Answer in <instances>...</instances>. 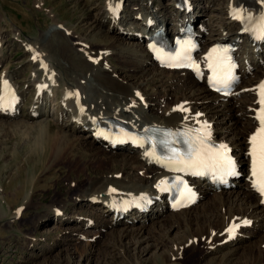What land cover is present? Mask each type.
Segmentation results:
<instances>
[{"label":"bare ground","instance_id":"bare-ground-1","mask_svg":"<svg viewBox=\"0 0 264 264\" xmlns=\"http://www.w3.org/2000/svg\"><path fill=\"white\" fill-rule=\"evenodd\" d=\"M221 1L223 8L218 16L221 31L209 37L206 30H213L212 27L201 19L190 0H173L172 7L162 0H92L88 7L95 16L90 34L79 30L74 21L67 22L71 25L67 27L55 19L56 24L39 40L22 41L29 55L30 75L22 81L15 77L18 72L11 68L3 70L0 121H11L20 113L21 104L33 87L34 99L29 103L27 122L45 115L42 134L51 157L55 162L69 160L72 171L87 177L79 176L76 188L68 193L69 200L56 197L51 201L48 212L55 219L64 221V210L71 203L74 208L84 203L101 214H112L111 222L103 228L131 222L145 224L151 216L159 217L166 209L173 211L169 193L157 187L171 173L160 160L148 155L153 152L150 145L141 147L135 140L117 143L120 141H115L114 127H124L137 138H146L153 130L160 129L173 134L163 139L182 140L184 137L177 133H189L207 125L206 130L211 132L209 142L214 146L227 145L228 155L234 158L237 173L231 182L232 191L229 194L216 190L209 178L191 180L196 194L194 204L210 195L211 198L200 214L191 213L194 204L191 210L170 213L167 220L172 226L188 223L191 235L186 242L177 244L166 259L182 264L183 251L200 246L195 243L198 238L204 248L202 258L229 250L215 264H231L237 254L231 248L249 232L260 239V244H253L237 264H264V236L260 234L264 231V195L258 191V179L253 176L249 156V138L259 128L256 117L261 108L259 86L264 84V40L255 42L245 20L237 18V14L240 16L242 10L248 9L264 16V0ZM203 2L208 9L211 1ZM173 9L182 14L181 19L175 20L176 30L184 28L186 23L196 27L200 42L197 71L163 69L151 51L150 37L162 25L168 30ZM1 34L0 67L7 61L6 39ZM92 35L99 41H93ZM226 41L241 48L242 83L231 97L212 92L206 70L209 52ZM229 121L234 122L231 128L226 126ZM86 138L91 141L86 143ZM123 151L128 155L122 156ZM100 162L108 170L92 171L89 165ZM139 172L142 177L138 176ZM233 185H243L244 189L233 191ZM77 217L76 228L61 231L68 232L69 236L81 234V230L91 226L96 215L83 212ZM192 224L195 228L190 230ZM233 225L237 227L230 234ZM145 226L135 233L125 231L115 237L108 246L109 254L105 253L111 259L108 263L120 264L125 255L123 242L129 236L134 243H142ZM81 235L89 240L103 234ZM235 236L241 237L234 240Z\"/></svg>","mask_w":264,"mask_h":264},{"label":"rangeland","instance_id":"rangeland-1","mask_svg":"<svg viewBox=\"0 0 264 264\" xmlns=\"http://www.w3.org/2000/svg\"><path fill=\"white\" fill-rule=\"evenodd\" d=\"M91 1L0 0V32L6 39L7 53V61L0 67V75L6 68H11V71L18 72L16 76L14 75L17 79L26 80V76L30 75L29 55L25 52L22 41L39 40L43 33L56 24L55 19L60 25L67 27L71 26L67 22L74 21L79 30L90 34L91 21L95 16L88 7ZM203 1L190 0L201 19L212 27L213 30H206V37H209L221 31L222 24L218 16L223 5L221 0H209L210 7L206 9ZM162 2L171 4L173 0ZM170 6L172 7V4ZM180 15L182 16L178 10H172L169 16L170 31L174 29L175 20L181 19ZM91 39L99 41L95 35H92ZM55 41L57 43L58 39ZM237 53L241 60V48ZM117 63L114 62L115 65ZM32 90L33 87L27 92L20 113L16 117L11 121H0V264H110L108 261L111 262V259L107 257L110 252L108 246L114 242L115 237L125 231L135 233L136 229L140 231L145 225L141 236L146 238L143 237L142 243H134L135 240L131 239V236L123 242L125 255L120 259V264H174L166 257L174 252L177 244L186 242L191 235L188 234V223H183L179 227L172 226L167 220L172 212L180 211L169 212L166 209L159 217L151 216L145 224L131 222L109 228L102 226L111 222L112 214H101L84 203L76 205L75 208L71 203L72 206L64 210L62 216L65 218L64 221L55 219L53 213L48 212V206L53 199L58 197L69 200L68 193L76 188L79 176H82L81 179L87 177L81 172L79 174L78 171H72L69 160L55 162L51 157V150L45 145V136L42 132L44 130L41 123L45 115L42 114L40 118L27 122L29 103L34 99ZM233 125L234 122L229 121L226 126L231 128ZM86 141L89 143L91 138H86ZM121 154L124 157L128 155L127 151ZM89 166L92 171L108 170L107 165L101 162L99 165ZM89 173L93 174L91 171ZM138 176L142 177L140 172ZM131 178L135 179V176L131 175ZM238 189H244V186L237 185L233 191ZM231 191L223 189L220 192ZM210 198L211 195L194 204L191 213L193 215L202 213ZM83 212L95 214L96 217L91 226L80 233L102 232L103 235L88 240L81 234L69 236L68 232L61 231L76 228L74 220ZM192 227L195 228V224L190 226V230ZM260 234L264 236V231ZM153 235L160 238L155 239ZM250 235L246 232L242 235V241L231 248L237 252L231 264L241 262L243 255L253 244H260L257 236ZM213 236L216 237L217 233L215 232ZM147 238L151 239L147 241ZM239 238L235 236L234 240ZM89 243L92 245L91 248ZM195 243L200 246L194 250L182 249L184 253L182 264H215L223 253L229 251L202 258L204 248L198 238L195 239Z\"/></svg>","mask_w":264,"mask_h":264},{"label":"snow or ice","instance_id":"snow-or-ice-1","mask_svg":"<svg viewBox=\"0 0 264 264\" xmlns=\"http://www.w3.org/2000/svg\"><path fill=\"white\" fill-rule=\"evenodd\" d=\"M237 18L242 17L237 14ZM249 21H252L251 17H248ZM252 31H254L258 38L264 39V16H261L258 20L253 22ZM194 45L190 42H184L181 44V50L175 54L168 56L164 59L166 66L168 67H186L191 66L198 70V65L187 64L186 61L191 60V50ZM213 53H218L221 50L213 49ZM227 51V50H223ZM159 55V52L157 50ZM212 53H209L211 56ZM230 62L226 56H218L217 66L228 65ZM211 68L212 65H209ZM233 79L231 74V67H228L226 71L217 72L213 69V78L210 81L214 84H224L226 85L229 81ZM4 88H8L7 81L4 82ZM259 96L261 109L257 114V120L259 121L258 130L251 135L249 138V143L251 150L249 156L252 161V173L253 176L258 177V191L264 195V84L259 86ZM2 99V98H0ZM182 110V109H181ZM207 125L201 127L198 130H192L189 133H177L178 136L184 137L182 140H169L160 139L157 141L158 145L162 150H166V153L162 152L161 156H156L155 152H149V156H153L160 160L162 165L168 167L171 171L192 173L194 175H204L206 172H212L214 174H219L221 178L224 175H232L235 172V162L228 155L227 145L221 144L219 146H209V141L211 139V132L207 131ZM159 132L160 130H154ZM195 134H192V133ZM165 137H170L173 134L171 132L162 133ZM182 144V148L175 147L173 145ZM167 184V181H161L157 187L161 188L162 191L166 190L163 186ZM184 189L189 194V199H191V190L188 189L187 185L183 186ZM186 206V205H182ZM246 223V222H245ZM236 225H233L229 229L230 234L235 233Z\"/></svg>","mask_w":264,"mask_h":264}]
</instances>
